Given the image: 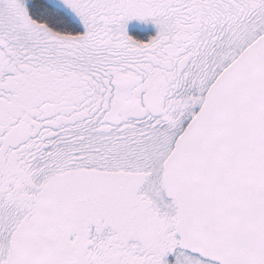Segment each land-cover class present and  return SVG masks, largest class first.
<instances>
[{
    "label": "snow or ice",
    "instance_id": "snow-or-ice-1",
    "mask_svg": "<svg viewBox=\"0 0 264 264\" xmlns=\"http://www.w3.org/2000/svg\"><path fill=\"white\" fill-rule=\"evenodd\" d=\"M0 264H264V0H0Z\"/></svg>",
    "mask_w": 264,
    "mask_h": 264
}]
</instances>
